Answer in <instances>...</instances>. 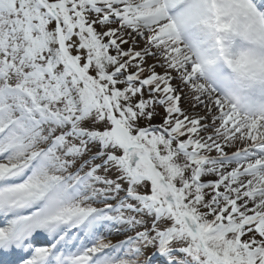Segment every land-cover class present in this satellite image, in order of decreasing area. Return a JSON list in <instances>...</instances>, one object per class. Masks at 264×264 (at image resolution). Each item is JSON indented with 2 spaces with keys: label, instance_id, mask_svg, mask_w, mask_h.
Masks as SVG:
<instances>
[{
  "label": "snow or ice",
  "instance_id": "1",
  "mask_svg": "<svg viewBox=\"0 0 264 264\" xmlns=\"http://www.w3.org/2000/svg\"><path fill=\"white\" fill-rule=\"evenodd\" d=\"M0 264H264V0H0Z\"/></svg>",
  "mask_w": 264,
  "mask_h": 264
}]
</instances>
